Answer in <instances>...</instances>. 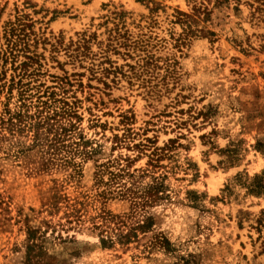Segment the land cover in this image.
<instances>
[{
	"label": "rangeland",
	"instance_id": "374dc122",
	"mask_svg": "<svg viewBox=\"0 0 264 264\" xmlns=\"http://www.w3.org/2000/svg\"><path fill=\"white\" fill-rule=\"evenodd\" d=\"M202 3L210 14L192 30L214 35L188 31L179 14ZM257 5L0 0V85L27 56L48 85L67 77L97 149L81 176L48 169L37 148L0 152V264H264V5ZM145 137L168 148L157 168L148 165L150 150L136 158L128 147ZM129 156L132 171L154 170L143 184L161 177L158 222L129 244H102L92 227L104 206L95 199L98 166L126 165ZM70 204L79 211L71 224ZM105 206L126 209L117 198ZM160 232L169 249L156 243Z\"/></svg>",
	"mask_w": 264,
	"mask_h": 264
},
{
	"label": "trees",
	"instance_id": "16d2710c",
	"mask_svg": "<svg viewBox=\"0 0 264 264\" xmlns=\"http://www.w3.org/2000/svg\"><path fill=\"white\" fill-rule=\"evenodd\" d=\"M215 1L217 5H221L227 0ZM255 1L258 3L257 9L264 5V0ZM203 5L204 3L198 7L196 4L191 14L182 11L179 14L184 16L188 31L200 32L205 36L214 35L215 32L205 28L192 30L193 24H198L202 15L210 14ZM27 59L14 68L15 74L10 80H5L0 85V92L5 90L7 94L6 101L0 98V152L10 154L8 147L16 152L28 147L37 148L48 169L70 168L73 174L81 176L82 164L97 153L93 141L84 133L81 101L75 92L71 93L67 77H54V84L48 85L41 79L42 72L39 69H31L34 59L31 56H27ZM116 140L119 141L120 138L116 136ZM155 142L152 138L145 137L128 147L138 150L136 158L140 157V153L150 150L148 165L154 169L157 168L163 151L168 149L157 147ZM135 160L129 156L126 158V165L109 161L98 166L95 199L104 206L97 216L92 217V227L99 231L102 244H129L133 239H138L139 233L145 234L157 225L158 214L155 207L164 194L161 177L153 176L151 182L143 184L141 179L154 170L132 171L130 165ZM112 166L116 167L111 169ZM105 173L109 174L107 180L104 178ZM114 198L122 200L126 206L124 212L113 213L106 208L107 201ZM75 205H68L66 214L69 224L72 223L71 216L78 218L79 211L75 209ZM77 221L80 222L81 219ZM155 238L156 243L169 249L170 242L161 232ZM35 246V242L27 246L30 259Z\"/></svg>",
	"mask_w": 264,
	"mask_h": 264
}]
</instances>
